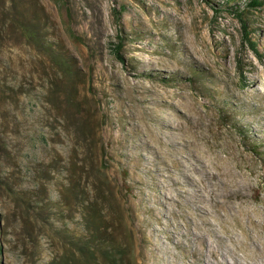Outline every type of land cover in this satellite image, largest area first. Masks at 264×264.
Wrapping results in <instances>:
<instances>
[{
  "label": "rangeland",
  "instance_id": "obj_1",
  "mask_svg": "<svg viewBox=\"0 0 264 264\" xmlns=\"http://www.w3.org/2000/svg\"><path fill=\"white\" fill-rule=\"evenodd\" d=\"M247 1L27 0L73 67L64 80L0 0V264L77 258L93 235L98 264L103 249L188 264L175 242L161 249L178 215L209 214L235 248L245 231L238 259L258 251L264 0Z\"/></svg>",
  "mask_w": 264,
  "mask_h": 264
},
{
  "label": "bare ground",
  "instance_id": "obj_2",
  "mask_svg": "<svg viewBox=\"0 0 264 264\" xmlns=\"http://www.w3.org/2000/svg\"><path fill=\"white\" fill-rule=\"evenodd\" d=\"M168 194L167 190L163 194L166 197ZM208 215H196V216H185L178 215L180 225L175 227L171 234L164 233L163 244L161 249L168 250L165 246L167 242H175V246L184 251V256H189L190 260L188 264H199L198 260L201 259V264H264V238L260 241L259 236L250 239V242L257 248V252L251 254L244 253L242 259H238L236 256V248L245 249V244L248 241L246 239L245 231H242L239 236L242 238L240 246H231L228 243H234L236 239L233 236H228L226 242H224L218 231L213 230L209 222L212 220ZM173 217V216H171ZM228 216H223L224 221L227 220ZM264 220V219H263ZM179 224V223H178ZM224 226V223H222ZM256 229V226H254ZM227 243V244H226ZM207 247L206 254L203 253V248ZM169 251H167L168 253ZM170 253V252H169ZM174 255L169 257L167 264H176ZM218 256L220 258H218ZM232 261H229L230 259Z\"/></svg>",
  "mask_w": 264,
  "mask_h": 264
},
{
  "label": "trees",
  "instance_id": "obj_3",
  "mask_svg": "<svg viewBox=\"0 0 264 264\" xmlns=\"http://www.w3.org/2000/svg\"><path fill=\"white\" fill-rule=\"evenodd\" d=\"M11 6L9 10V29L14 32L15 35L25 39L26 42L35 46L38 50L46 55L56 69V73L62 76L64 80L72 76L75 72L71 63L67 57L63 54L55 53L53 46L49 44L45 36L42 34V29L38 23L37 18L30 12L29 7H25L27 0H10ZM29 3V2H28ZM263 4V0H248L246 5L250 7H259ZM32 7V4H29ZM239 17H241L239 15ZM7 21V20H6ZM64 80L60 81V84L65 86ZM91 210V209H90ZM95 212V208H92ZM94 222V221H93ZM102 245L99 242L98 237L94 235L89 241L83 242L80 247H76L78 257L75 258L74 254L65 253L62 259L57 264H98L95 257H93L92 248ZM101 257V264H117L118 257L116 252L103 249L99 252Z\"/></svg>",
  "mask_w": 264,
  "mask_h": 264
}]
</instances>
